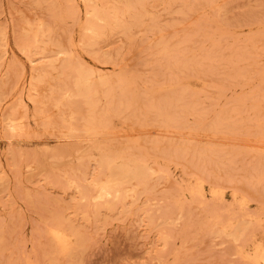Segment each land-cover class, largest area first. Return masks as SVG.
I'll list each match as a JSON object with an SVG mask.
<instances>
[{"label":"rangeland","instance_id":"374dc122","mask_svg":"<svg viewBox=\"0 0 264 264\" xmlns=\"http://www.w3.org/2000/svg\"><path fill=\"white\" fill-rule=\"evenodd\" d=\"M257 263L264 0H0V264Z\"/></svg>","mask_w":264,"mask_h":264},{"label":"bare ground","instance_id":"6f19581e","mask_svg":"<svg viewBox=\"0 0 264 264\" xmlns=\"http://www.w3.org/2000/svg\"><path fill=\"white\" fill-rule=\"evenodd\" d=\"M197 16V15H196ZM213 28V27H212ZM128 30V29H127ZM167 31V30H166ZM148 43V42H147ZM146 46V45H145ZM260 69V68H259ZM20 70V69H19ZM11 75V74H10ZM15 76V75H14ZM13 80V79H12ZM75 83V82H74ZM90 79H89V76L88 75H82V76H80L78 79H77V81H76V87L77 88H80V89H82V92L84 93V94H86V92L88 91V89H89V87H90ZM222 86V85H221ZM15 88V87H14ZM8 91V90H7ZM20 127V126H19ZM68 128H67V130H66V132H67V136H76V134H73V132H75L74 130H76V127H75V125L74 124H71V123H69L68 124V126H67ZM140 149V148H139ZM125 167H127V166H125ZM127 169V168H126ZM125 169V170H126ZM137 170V169H136ZM124 172V171H123ZM117 173V172H116ZM130 173V172H129ZM134 173H136V172H134ZM133 173V174H134ZM125 176V175H124ZM132 176V175H131ZM117 178V181H120V180H122L123 178H121V176L120 177H116ZM115 178V179H116ZM126 178V177H125ZM125 180V179H124ZM115 183V182H114ZM111 186V185H110ZM106 186H100V189H103V190H105L106 188H105ZM240 226V225H239ZM242 229V228H241ZM49 230H51V229H49ZM236 233H237V231H236ZM54 234H56V233H54ZM60 234H61V232H60ZM62 235V234H61ZM65 235V234H64ZM63 236V235H62ZM238 237V236H237ZM234 238V237H233ZM63 239H65V238H63ZM62 240V239H61ZM66 241V240H65ZM67 242V241H66ZM65 242V243H66ZM62 243H63V240H62ZM245 255V254H244ZM250 258H252V256L250 257ZM253 260V259H252ZM255 263H256V261H255ZM258 264V263H257Z\"/></svg>","mask_w":264,"mask_h":264}]
</instances>
